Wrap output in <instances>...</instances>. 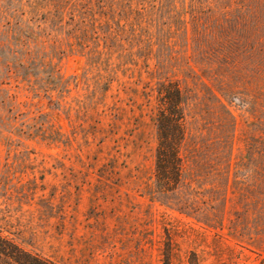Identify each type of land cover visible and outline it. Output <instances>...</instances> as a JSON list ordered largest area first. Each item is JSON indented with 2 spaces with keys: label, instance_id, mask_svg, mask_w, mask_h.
Returning <instances> with one entry per match:
<instances>
[{
  "label": "rangeland",
  "instance_id": "374dc122",
  "mask_svg": "<svg viewBox=\"0 0 264 264\" xmlns=\"http://www.w3.org/2000/svg\"><path fill=\"white\" fill-rule=\"evenodd\" d=\"M0 235L39 264H264V0H0Z\"/></svg>",
  "mask_w": 264,
  "mask_h": 264
},
{
  "label": "trees",
  "instance_id": "16d2710c",
  "mask_svg": "<svg viewBox=\"0 0 264 264\" xmlns=\"http://www.w3.org/2000/svg\"><path fill=\"white\" fill-rule=\"evenodd\" d=\"M156 179L162 192H172L181 174L179 147L183 140L182 94L174 84H162L157 92ZM39 264L0 235V264Z\"/></svg>",
  "mask_w": 264,
  "mask_h": 264
}]
</instances>
